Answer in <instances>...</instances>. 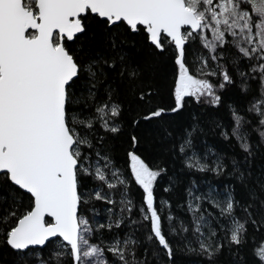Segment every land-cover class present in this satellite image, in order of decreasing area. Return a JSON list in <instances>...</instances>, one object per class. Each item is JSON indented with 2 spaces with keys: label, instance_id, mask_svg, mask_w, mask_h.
<instances>
[{
  "label": "snow or ice",
  "instance_id": "6c2138e0",
  "mask_svg": "<svg viewBox=\"0 0 264 264\" xmlns=\"http://www.w3.org/2000/svg\"><path fill=\"white\" fill-rule=\"evenodd\" d=\"M0 264H264V0H0Z\"/></svg>",
  "mask_w": 264,
  "mask_h": 264
}]
</instances>
